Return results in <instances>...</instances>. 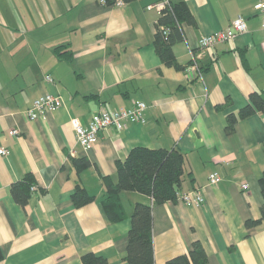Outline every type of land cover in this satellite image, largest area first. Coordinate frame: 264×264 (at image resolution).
<instances>
[{
  "label": "crops",
  "instance_id": "1",
  "mask_svg": "<svg viewBox=\"0 0 264 264\" xmlns=\"http://www.w3.org/2000/svg\"><path fill=\"white\" fill-rule=\"evenodd\" d=\"M160 1L112 6L34 0L35 19L0 24V148L7 150L0 153V264H83L86 253L103 256L106 264H128L135 205L153 199L123 191L120 219L102 201L108 182L118 181V161L140 146L182 151L177 194L204 196L201 205L177 196L153 203L155 264L189 254L197 240L207 253L205 264H264V111L226 129L228 116L248 105L253 92L264 96V17L255 7L260 0H169L184 2L194 18L183 22L184 37L172 44L182 69L166 64L156 50L160 13L146 6ZM12 4L9 11L18 9ZM25 6L26 0L19 7ZM240 15L245 32L214 47L199 46L201 36ZM60 44H67L71 60L55 52ZM193 64L199 70L189 73ZM45 93L61 95L63 105L31 119L28 109ZM135 101L147 103L144 123L106 128L90 148L77 141L72 119L87 126L101 109ZM30 172L37 188L22 204L12 184ZM213 172L221 177L216 184L209 181ZM78 186L94 199L76 205Z\"/></svg>",
  "mask_w": 264,
  "mask_h": 264
},
{
  "label": "trees",
  "instance_id": "2",
  "mask_svg": "<svg viewBox=\"0 0 264 264\" xmlns=\"http://www.w3.org/2000/svg\"><path fill=\"white\" fill-rule=\"evenodd\" d=\"M112 5L114 0H107ZM131 1V0H125ZM193 22L194 18L184 2H170L159 15L156 23L155 46L163 61L182 69L174 58L172 44L184 37L182 32L183 22ZM55 52L62 58L71 60L72 53L67 44L55 47ZM47 77V76H46ZM251 102L243 107L239 113L228 116L227 132L234 129L236 122L257 110L264 111V96L253 92ZM88 162L87 160H83ZM185 156L177 148L151 149L148 147H135L128 154L125 161H118V181L108 182V192L102 201L113 219L125 216L120 203V194L126 190H135L150 195L153 203H160L170 199H176L181 180L184 174ZM88 165V164H87ZM35 177L30 172L21 180L12 184V192L15 198L22 204H26L32 193ZM262 194L264 197V172L260 179ZM35 190V189H34ZM94 198L88 191L78 186L73 194L76 205H84ZM153 203L138 202L132 214V227L128 235L126 261L128 264H155V251L153 239ZM264 216V202L262 205ZM259 220H248V225H255ZM1 256V255H0ZM103 256L95 253L83 255V264H106ZM207 253L202 243L194 241L189 254L176 256L166 264H205Z\"/></svg>",
  "mask_w": 264,
  "mask_h": 264
},
{
  "label": "built area",
  "instance_id": "3",
  "mask_svg": "<svg viewBox=\"0 0 264 264\" xmlns=\"http://www.w3.org/2000/svg\"><path fill=\"white\" fill-rule=\"evenodd\" d=\"M102 4L108 5L107 0H100ZM169 0H163L160 2L150 3L146 6L147 9H157L159 13L167 6ZM126 4L125 0H114L112 6H123ZM256 10L264 17V0H260L256 4ZM247 30V22L244 16H238L234 18L227 28L219 29L215 32L205 34L199 38V46L202 48L214 47L219 43L234 39L238 34L243 33ZM197 64L190 65L188 72L193 73L197 71ZM48 81H52L53 78L48 75ZM64 100L61 95L53 93H45L34 99L32 105L28 109V116L31 119L37 118L46 112L53 111L61 107ZM147 103L144 101H135L128 107H121L113 110L107 108L101 109L98 113L94 114L87 126L81 124V122L74 118L72 123L76 132L77 141L85 148L93 146L100 137L102 130L106 128H115L117 130L125 129L129 124L146 121L145 110ZM11 134L18 135L19 130L12 129ZM1 154H6L5 148H0ZM221 177L218 172H213L209 176L211 184H216L220 181ZM244 189L248 188V184L242 185ZM37 186H32V190L36 189ZM177 199L187 203H194L201 205L204 201V196L200 192L195 193H182L177 194Z\"/></svg>",
  "mask_w": 264,
  "mask_h": 264
},
{
  "label": "rangeland",
  "instance_id": "4",
  "mask_svg": "<svg viewBox=\"0 0 264 264\" xmlns=\"http://www.w3.org/2000/svg\"><path fill=\"white\" fill-rule=\"evenodd\" d=\"M23 1L24 0H0V24L7 26V25H11L13 23H17L20 20L23 21V20H27V19H29V20L35 19V17H34L35 15L32 12V6H33V8H35V7H34V5H30V2L34 1V0H26L28 7L25 6L24 8H21L19 6H20V4L23 3ZM35 1H37V0H35ZM13 2L17 3L18 4L17 8L20 10V12L22 9L23 12L20 13L18 11V9L15 10L14 8H12V10L9 11L8 8H11V7H9L8 4H11V6H13V4H12ZM38 2H41V0L40 1L38 0ZM30 7H31V9H30ZM28 8L30 9V11ZM33 11H35V9H33Z\"/></svg>",
  "mask_w": 264,
  "mask_h": 264
}]
</instances>
